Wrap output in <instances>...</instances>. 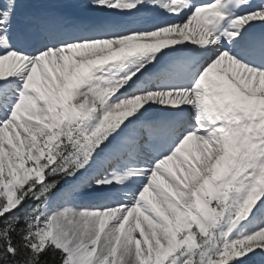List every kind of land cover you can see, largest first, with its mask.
<instances>
[{"label": "snow or ice", "instance_id": "obj_1", "mask_svg": "<svg viewBox=\"0 0 264 264\" xmlns=\"http://www.w3.org/2000/svg\"><path fill=\"white\" fill-rule=\"evenodd\" d=\"M0 264H264V0H0Z\"/></svg>", "mask_w": 264, "mask_h": 264}]
</instances>
